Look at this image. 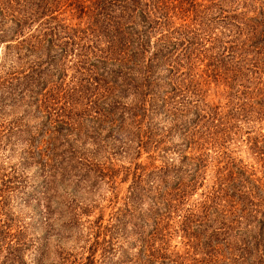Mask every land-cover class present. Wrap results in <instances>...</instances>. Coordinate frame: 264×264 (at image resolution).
<instances>
[{
	"label": "trees",
	"instance_id": "obj_1",
	"mask_svg": "<svg viewBox=\"0 0 264 264\" xmlns=\"http://www.w3.org/2000/svg\"><path fill=\"white\" fill-rule=\"evenodd\" d=\"M33 26L37 30L31 31ZM0 42H6L0 63V104L9 99L15 110L25 99L27 105L40 101L36 107L43 106V122H52L49 131L55 139L47 142L44 152L39 150L42 157L35 161L45 171L43 198L53 186L59 188L65 173L90 177L104 169L98 162H80L83 157L73 147L91 138L97 144L94 152L103 130L102 139L118 142L116 152L131 164L123 167L127 177L132 176L126 210L145 198L153 202L161 196L150 185L164 183L170 166L166 161L155 165L157 154H151L148 163L135 160L141 149L155 152V129L167 116L175 122L184 117L181 126L197 141L217 136L205 122L218 120V115L222 130L232 121L238 124L236 129L240 123L264 122V0H0ZM12 56L17 62L27 61L21 71L4 70ZM69 56L75 64L66 84L61 65ZM54 74L60 81L49 82ZM211 79L233 87L229 112L223 114L217 104L206 101L202 87ZM49 83L50 89L42 94ZM157 116L160 121L155 122ZM260 136L263 153L264 134ZM199 165L193 164L189 175L197 174ZM109 168L113 170V165ZM166 199L163 205L169 208ZM251 211L249 206L241 210ZM73 215L69 221H79L77 213ZM263 216L241 230L239 244L233 245L240 257L252 259L249 264H263L259 261L264 255ZM180 224L188 251L200 248L198 241L210 247L217 239L215 230L207 232L198 213L182 214ZM113 234L109 229L107 242ZM152 257L136 264H152ZM158 257V264H186L164 252L154 260ZM93 263L90 253L81 264Z\"/></svg>",
	"mask_w": 264,
	"mask_h": 264
},
{
	"label": "rangeland",
	"instance_id": "obj_2",
	"mask_svg": "<svg viewBox=\"0 0 264 264\" xmlns=\"http://www.w3.org/2000/svg\"><path fill=\"white\" fill-rule=\"evenodd\" d=\"M32 30L37 29L33 26ZM5 44L0 42V63ZM26 62L9 57L4 70L21 71L20 66ZM64 62L62 82L68 84L75 60L69 56ZM44 68L41 66V71ZM56 77H49V82L60 81ZM211 80L202 87L206 101L217 104L223 114L229 112L234 102L233 87L229 88L222 79ZM50 84L42 94L48 92ZM247 86L252 88L251 83ZM9 102L6 99L0 104V264H81L90 253L95 256L93 264H136L151 254L152 264H158L160 258L155 261L154 256L163 252L186 264L251 263L252 259L240 257L233 245L239 244L241 230L249 229L264 214V148L263 153L259 150L264 122L240 123L236 129L232 121L230 128L222 130L217 124L222 115H218V120L205 122L217 136L197 141L181 126L184 117L175 122L171 121L173 116L166 118L162 112L166 120L155 129V152L141 149L135 162L148 163L151 154H157L154 164L161 166L166 161L171 171L164 183L150 185L161 195L157 201L145 198L125 210L132 176L127 177L123 167L131 164L123 153L116 152L120 150L116 149L118 142L109 137L102 139L106 136L104 130L94 152L97 144L91 143V138H85L84 144L79 141L73 145L83 157L80 162H98L104 169L90 177L65 173L59 188L53 186L43 198L45 171L35 161L42 157L39 150L44 152L47 142L55 139L49 131L53 129L52 122H43V106L36 107L40 101L27 105L25 99L16 104L19 107L15 110ZM159 117L155 122L160 121ZM7 132L13 135L6 137ZM193 157L199 160H190ZM197 163L200 171L189 175L192 165ZM163 198H167L169 208L164 207ZM246 205L252 210L248 214L241 212ZM72 212L73 216L77 213L79 221H69ZM196 213L205 220L208 233L216 231L217 239L213 236L216 240H212L210 247H205L204 240L198 241L200 248L188 251L180 216ZM111 228L114 234L107 242ZM259 261L264 264V255Z\"/></svg>",
	"mask_w": 264,
	"mask_h": 264
}]
</instances>
